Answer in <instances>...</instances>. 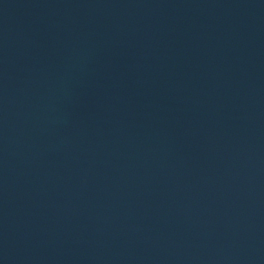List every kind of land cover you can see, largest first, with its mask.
Segmentation results:
<instances>
[{"label": "water", "instance_id": "1", "mask_svg": "<svg viewBox=\"0 0 264 264\" xmlns=\"http://www.w3.org/2000/svg\"><path fill=\"white\" fill-rule=\"evenodd\" d=\"M0 264H264V0H0Z\"/></svg>", "mask_w": 264, "mask_h": 264}]
</instances>
